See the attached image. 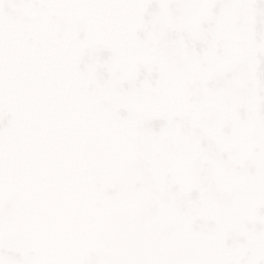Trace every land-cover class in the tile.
I'll return each mask as SVG.
<instances>
[{
	"label": "snow or ice",
	"instance_id": "1",
	"mask_svg": "<svg viewBox=\"0 0 264 264\" xmlns=\"http://www.w3.org/2000/svg\"><path fill=\"white\" fill-rule=\"evenodd\" d=\"M0 264H264V0H0Z\"/></svg>",
	"mask_w": 264,
	"mask_h": 264
}]
</instances>
